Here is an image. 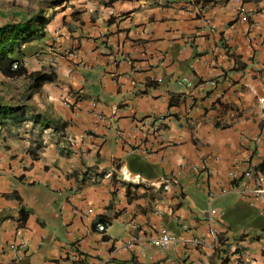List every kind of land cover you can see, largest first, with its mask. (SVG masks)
<instances>
[{
  "label": "crops",
  "instance_id": "1",
  "mask_svg": "<svg viewBox=\"0 0 264 264\" xmlns=\"http://www.w3.org/2000/svg\"><path fill=\"white\" fill-rule=\"evenodd\" d=\"M37 14L22 62L54 79L0 73L27 117L0 125V264H264V0H0Z\"/></svg>",
  "mask_w": 264,
  "mask_h": 264
},
{
  "label": "trees",
  "instance_id": "2",
  "mask_svg": "<svg viewBox=\"0 0 264 264\" xmlns=\"http://www.w3.org/2000/svg\"><path fill=\"white\" fill-rule=\"evenodd\" d=\"M40 17V14H37L28 19L0 24V73L9 78L25 76L30 80L32 86L54 79L53 75L41 71L28 73L22 62L26 43L42 35L45 21L42 18L40 20ZM13 64H17V67L13 68ZM35 117V119L38 118V116ZM26 119V108L23 105L5 103L0 98V125L21 124ZM103 174L100 172L99 175ZM94 177L93 180L96 179V174ZM84 180L86 179L83 178ZM27 214L28 211L20 208V218L18 219L20 224L26 219Z\"/></svg>",
  "mask_w": 264,
  "mask_h": 264
},
{
  "label": "built area",
  "instance_id": "3",
  "mask_svg": "<svg viewBox=\"0 0 264 264\" xmlns=\"http://www.w3.org/2000/svg\"><path fill=\"white\" fill-rule=\"evenodd\" d=\"M158 1H161V0H158ZM15 67H17V64H13V68H15ZM183 82H185L187 85L191 84V82L189 80L185 79V78L183 79ZM122 176L125 179L129 178V177L125 176L124 173H122ZM135 177H139V175H135ZM167 187L168 186L166 184L165 188H167ZM106 225H107L106 222H102V223L97 224V228L99 230H103L106 227ZM180 240H183V238L179 237V236H176V235H174L172 233L165 232V231L150 238V242L152 244H154L156 246H159L161 248H167V247H169L171 245H174V244L178 243ZM194 242H197V241L194 240ZM131 244H132V242L128 243V245H131Z\"/></svg>",
  "mask_w": 264,
  "mask_h": 264
},
{
  "label": "rangeland",
  "instance_id": "4",
  "mask_svg": "<svg viewBox=\"0 0 264 264\" xmlns=\"http://www.w3.org/2000/svg\"><path fill=\"white\" fill-rule=\"evenodd\" d=\"M9 83V82H8ZM8 85V87H10L11 86V84H7Z\"/></svg>",
  "mask_w": 264,
  "mask_h": 264
}]
</instances>
